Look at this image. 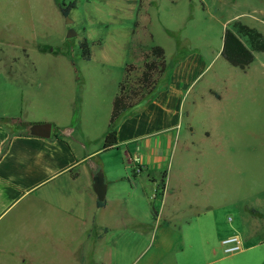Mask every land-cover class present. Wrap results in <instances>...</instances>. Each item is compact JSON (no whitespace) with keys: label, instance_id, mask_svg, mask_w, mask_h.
<instances>
[{"label":"rangeland","instance_id":"374dc122","mask_svg":"<svg viewBox=\"0 0 264 264\" xmlns=\"http://www.w3.org/2000/svg\"><path fill=\"white\" fill-rule=\"evenodd\" d=\"M62 1L0 0L2 60L20 56L25 47L30 52L29 61L39 64L43 79H68L71 86L75 80L76 87L72 89H76L75 96L82 98L83 125L93 137L109 132V127L117 123L116 119L111 121L112 99L118 83L127 75L128 64H141V108L152 87L164 88L167 75V89L172 81L173 87L178 85L182 93L179 107L182 123L175 154L169 161L174 181L185 175L194 181L199 175L212 173L208 169L211 167L194 161L199 155L195 145L204 142L212 149L225 138L236 146V175L243 176L237 189L243 184L248 194L261 192L260 200L257 199L260 195L255 194L249 199L263 207L264 52H255L254 61L245 71L229 65L220 52L224 28L233 20L243 23L264 20V0H64L65 4L75 2L68 14L70 25L60 13ZM69 29L75 31L74 37H67ZM84 39L91 50L88 61L80 57L78 47ZM92 41L101 43L95 45ZM153 73L155 85L151 86ZM43 106L39 113L51 116V104L44 102ZM245 113L251 118L245 117ZM18 118L21 129L25 124L19 122L22 117ZM6 124L17 127L16 123ZM209 125L215 128V134L212 139H202L199 131ZM189 126L196 130L192 140L187 132ZM190 141L194 144L183 155L189 160L186 167L180 162V145ZM123 151V148L119 152L115 148L101 150L108 162L106 171L122 159ZM221 163L224 167L225 163ZM132 172L129 169V175ZM134 189L141 199L134 214L139 221L118 231L119 246L114 256L106 255L108 261L103 264H154L167 250V231L162 226L159 229L153 226L150 206L144 203L146 190ZM161 201L155 200V206ZM256 208L259 210V206ZM17 212L22 217L20 225L0 227V264H99L91 246L73 244L66 237L69 229L61 214L45 211L42 225L37 222L36 209L25 207ZM255 221V238L264 240V215L259 214ZM74 233L77 239L84 234L79 227ZM11 236L17 240L9 242ZM106 256L99 255V259H107Z\"/></svg>","mask_w":264,"mask_h":264},{"label":"crops","instance_id":"0c3cea01","mask_svg":"<svg viewBox=\"0 0 264 264\" xmlns=\"http://www.w3.org/2000/svg\"><path fill=\"white\" fill-rule=\"evenodd\" d=\"M245 24L264 32V20L252 19ZM91 43L100 45L101 42ZM39 52L43 53L42 48ZM29 58L30 52L25 47L20 56L4 61L0 57L1 228H16L22 223L19 209H36L37 222L42 225L45 211L51 210L65 219L69 229L66 237L71 243L88 244L97 254V263L103 264L108 261L106 255L114 256L119 246L118 231L139 221L134 214L141 199L134 188L146 190L144 203L150 206L148 201L154 200L163 180L162 201L155 209L156 215L152 216L151 211L150 215L153 226L157 229L162 226L167 231V250L154 264H264V240L255 238V218L264 215V206L249 199L261 192L248 194L243 184L237 189V182L243 183V176L236 175L235 144L225 138L212 149L204 142L196 144L199 155L194 161H202L211 167L208 169L212 173L199 175L194 181L187 175L174 181L169 161L172 162L175 154L182 123L179 110L182 93L178 85L173 87L172 81L167 89V75L164 88L152 87L141 108V64L127 65V75L118 83L112 99L111 121L116 119L117 123L109 127L116 133L117 152L124 149L123 157L113 169L106 171L108 162L102 157L101 149L108 130L93 137L85 129L82 98L75 96L76 89H72L76 87L75 80L71 86L68 79H43L39 64ZM71 66L74 68L75 64ZM67 75L70 74L67 72ZM151 81L149 84L154 86V73ZM44 102L51 104V116L39 113L44 109ZM245 115L250 117L248 113ZM18 117L25 124L21 129ZM9 122L16 123L17 127L8 126ZM43 122L55 127L51 128L48 138L29 134V125ZM214 129L212 125L201 127L199 136L212 139ZM187 132L192 140L196 130L189 126ZM193 144L190 141L180 145V162L186 167L189 160L183 155ZM221 162L225 163L224 167ZM129 169L133 171L131 175ZM98 171L105 184V205L100 208L96 206L93 190V178ZM78 227L84 233L80 239L74 233ZM150 232L152 240V229ZM232 234L241 236L242 249L226 254L221 241ZM14 240L17 238L9 237V242ZM99 255L107 259H99Z\"/></svg>","mask_w":264,"mask_h":264},{"label":"trees","instance_id":"16d2710c","mask_svg":"<svg viewBox=\"0 0 264 264\" xmlns=\"http://www.w3.org/2000/svg\"><path fill=\"white\" fill-rule=\"evenodd\" d=\"M75 7V2L71 1L65 4L63 0L59 5L62 16H68L70 10ZM80 49V57L86 61L90 60L91 54L89 44L86 39L78 43ZM255 52H264V32L243 23L240 20H233L224 28L222 35V48L220 56L231 66L245 71L254 61ZM216 98L219 95L215 94ZM117 145V137L114 130H110L104 138L102 152H106L115 148ZM164 178V174L162 176ZM163 180L159 184V188L155 193L154 200L150 202V211L152 216L156 215L155 200L162 199ZM105 200L96 202L97 207H103Z\"/></svg>","mask_w":264,"mask_h":264},{"label":"water","instance_id":"95a60500","mask_svg":"<svg viewBox=\"0 0 264 264\" xmlns=\"http://www.w3.org/2000/svg\"><path fill=\"white\" fill-rule=\"evenodd\" d=\"M66 23L68 25L72 24V20L65 16ZM76 35L73 29H69L67 33V37H74ZM52 125L49 122L43 123H34L29 125L28 132L30 135L38 136L42 138H48L51 134ZM93 190L96 194L98 201H103L105 199V184L103 182V175L100 171H98L93 178Z\"/></svg>","mask_w":264,"mask_h":264},{"label":"built area","instance_id":"2783aa9c","mask_svg":"<svg viewBox=\"0 0 264 264\" xmlns=\"http://www.w3.org/2000/svg\"><path fill=\"white\" fill-rule=\"evenodd\" d=\"M163 193V192H162ZM231 220V217L228 218ZM223 251L226 254H232L242 249V239L239 234H232L221 241Z\"/></svg>","mask_w":264,"mask_h":264}]
</instances>
